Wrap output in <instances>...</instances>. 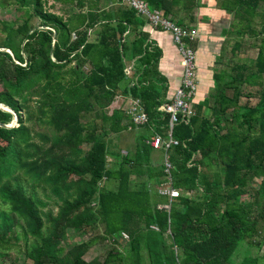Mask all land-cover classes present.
I'll return each instance as SVG.
<instances>
[{"label":"trees","instance_id":"trees-1","mask_svg":"<svg viewBox=\"0 0 264 264\" xmlns=\"http://www.w3.org/2000/svg\"><path fill=\"white\" fill-rule=\"evenodd\" d=\"M49 1L0 2L25 12L21 24L20 15L1 23L0 264L18 261L7 237L24 240L25 264H262L252 250L264 244L255 240L264 233V0L220 3L254 41L221 64L189 120L179 115L178 145L159 151L151 143L167 140L171 116L141 92L150 63L123 88L138 11L124 0H53L54 11ZM144 1L165 19L176 10L177 0ZM128 95L142 100L145 125L132 127L120 109ZM130 129L149 134L122 154L113 138ZM170 179L179 197L159 193ZM71 233L82 242L70 245ZM100 243L112 245L106 258L86 259ZM239 248L248 255L235 262Z\"/></svg>","mask_w":264,"mask_h":264},{"label":"crops","instance_id":"crops-1","mask_svg":"<svg viewBox=\"0 0 264 264\" xmlns=\"http://www.w3.org/2000/svg\"><path fill=\"white\" fill-rule=\"evenodd\" d=\"M222 1L177 0V4H172L174 6L172 10H176L170 18H167L176 21L186 31L196 32L194 39L188 43L197 55V76L199 78V86L195 97L191 101V108L193 104L205 101L215 91V75L222 71L224 67L221 64L229 63L231 60L238 61L240 56L247 53L244 49L246 46L245 41H254L239 36L234 29L236 20L233 15L224 7H219ZM124 8L125 10L128 9ZM152 11L161 13L157 10ZM126 39L127 54L124 61L129 72L127 71L128 78L123 86L124 92L129 93L132 86L142 75L143 64L150 63V88L141 92H145L150 97L154 94L159 102H163L162 105L171 102L182 85L184 74L182 56L174 35L168 31L153 29L140 17V14H136V20L126 33ZM238 41L242 44L240 48L236 47ZM139 45L142 46V53L138 51ZM125 97L126 100H120L119 103L124 106L126 102V109L129 108L133 100L139 98L132 96L130 99L129 95ZM139 101L142 110L145 111L142 100ZM129 124L132 125L131 120ZM148 134L145 131L130 129L129 134H122V136L134 137V142L131 139L130 141L135 143V141L139 142L143 136H148ZM151 228L154 231L158 230L156 226Z\"/></svg>","mask_w":264,"mask_h":264},{"label":"built area","instance_id":"built-area-1","mask_svg":"<svg viewBox=\"0 0 264 264\" xmlns=\"http://www.w3.org/2000/svg\"><path fill=\"white\" fill-rule=\"evenodd\" d=\"M129 7H132L138 11L147 23L153 29H161L168 31L174 35L175 42L182 56V66L184 68L182 85L176 92L174 99L171 103L164 104L161 107L162 111L170 114L171 116V131L167 140L162 137L156 136L152 141L151 146L155 151L162 149L169 150L173 146H177L179 141L174 137V129L179 121V115L182 113L184 117L189 120L191 117V101L195 96L198 86L199 78L197 76V55L193 49L188 45L190 40H193L196 32H188L179 27L175 21L165 19L161 13L151 11L148 9V4L144 0H124ZM127 114L130 116V120L133 126H143L147 123V115L142 110L139 100H133L132 104L127 110ZM167 171L173 169V166L167 159L166 161ZM159 193L169 196L170 198H176L180 196V191L173 188L171 179L166 186L159 190ZM169 207V205H168ZM155 229V228H154ZM126 239L128 235L122 234Z\"/></svg>","mask_w":264,"mask_h":264},{"label":"rangeland","instance_id":"rangeland-1","mask_svg":"<svg viewBox=\"0 0 264 264\" xmlns=\"http://www.w3.org/2000/svg\"><path fill=\"white\" fill-rule=\"evenodd\" d=\"M3 1V0H0V2ZM53 0H50L48 2V4H46L47 7H50L51 10H54V11H60L59 10V7L62 6L60 3H55L56 7H52V4H53ZM20 15V21L18 22V24H21L23 22L24 18L25 17V12H22V13H18L17 10L13 7H5V8H2L0 7V39H3L5 38V35L3 33V27L1 25L2 22H14L18 19ZM41 23V20L38 19V18H34L32 20V25H40ZM1 51V50H0ZM251 50L250 52L247 54L248 57H251ZM127 71L129 72V70L127 69ZM253 103H256L257 102V99H253L252 100ZM124 103V102H123ZM126 104V102H125ZM124 104L123 107L120 108V105L119 104H114L113 107L115 106H118V108L120 109H126V105ZM17 124L15 121L12 123L11 126ZM129 139L133 140L134 142V137H131V136H122V135H119V136H116L113 138V141L114 142H119V144H116L117 147H120L119 149H123L124 150V145L126 143H128ZM134 147V145H133ZM129 148H132V146H130ZM122 154H126L125 151L122 152ZM163 151L162 152H159V157L163 158ZM167 161V160H166ZM255 185L258 184V179H257V182H255ZM244 199H248V196H244ZM54 209H56L54 207ZM6 239L10 240V244H9V251L12 253V255L14 256L15 259H18L17 263L16 264H25L26 262H28L29 260H27L25 254H23V251H22V247L24 245V240L21 238L19 240H16L15 238L13 239L12 237H7ZM71 239H73V233H71ZM257 242H261L263 243L264 241V233L261 235V237L255 239ZM68 243H70V245L72 246H75V245H78L80 244L82 241L79 239V238H74L73 240H70L67 241ZM126 244V243H125ZM112 247V245L110 243H107V244H98L96 247H94L92 249V251L87 255L86 259H88L89 261H103L107 254H108V249ZM4 250H7V247H3L0 245V251H4ZM239 251L237 252V257L233 258L234 261H240L241 259H243L246 254L248 255L247 252H244L243 250H241L240 248L238 249ZM252 254H257V256L262 259L260 261V263L264 264V244L261 246V247H254L253 250H252Z\"/></svg>","mask_w":264,"mask_h":264},{"label":"water","instance_id":"water-1","mask_svg":"<svg viewBox=\"0 0 264 264\" xmlns=\"http://www.w3.org/2000/svg\"><path fill=\"white\" fill-rule=\"evenodd\" d=\"M5 50H6V49H4V50H1L0 52H3V51H5ZM0 107H4V108L8 109L7 107H5V106H4V104H3V103H0ZM17 118H18V117H17V115H16L13 121H15V122H16V121H17ZM4 126L11 127V125H10V126H9V125H4Z\"/></svg>","mask_w":264,"mask_h":264}]
</instances>
